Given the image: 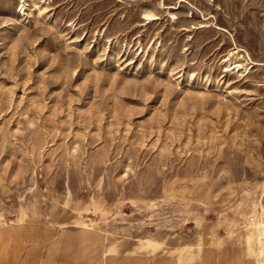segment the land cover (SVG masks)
<instances>
[{
	"label": "rangeland",
	"instance_id": "374dc122",
	"mask_svg": "<svg viewBox=\"0 0 264 264\" xmlns=\"http://www.w3.org/2000/svg\"><path fill=\"white\" fill-rule=\"evenodd\" d=\"M262 210L264 0H0V264H264Z\"/></svg>",
	"mask_w": 264,
	"mask_h": 264
},
{
	"label": "bare ground",
	"instance_id": "6f19581e",
	"mask_svg": "<svg viewBox=\"0 0 264 264\" xmlns=\"http://www.w3.org/2000/svg\"><path fill=\"white\" fill-rule=\"evenodd\" d=\"M21 6H22V5H21ZM241 56H242V55H241ZM226 62H227V65H229V66L232 67V68H237V69L241 68L240 63H239L238 60H236L235 58H234V60L226 61Z\"/></svg>",
	"mask_w": 264,
	"mask_h": 264
},
{
	"label": "crops",
	"instance_id": "0c3cea01",
	"mask_svg": "<svg viewBox=\"0 0 264 264\" xmlns=\"http://www.w3.org/2000/svg\"><path fill=\"white\" fill-rule=\"evenodd\" d=\"M261 209H262V208H261ZM262 212L264 213L263 210H262ZM261 230L264 232V223L262 224V228H261ZM7 232H8V231L6 230L5 227H4L2 230H0V238H2L3 235L5 236Z\"/></svg>",
	"mask_w": 264,
	"mask_h": 264
}]
</instances>
